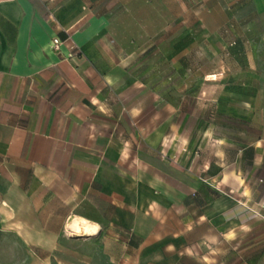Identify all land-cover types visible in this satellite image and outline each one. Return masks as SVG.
<instances>
[{
	"label": "crops",
	"instance_id": "0c3cea01",
	"mask_svg": "<svg viewBox=\"0 0 264 264\" xmlns=\"http://www.w3.org/2000/svg\"><path fill=\"white\" fill-rule=\"evenodd\" d=\"M183 1L198 25L214 12ZM232 1L264 18V0ZM167 15L165 0H0V264H264V137L220 139L200 167L138 77Z\"/></svg>",
	"mask_w": 264,
	"mask_h": 264
},
{
	"label": "rangeland",
	"instance_id": "374dc122",
	"mask_svg": "<svg viewBox=\"0 0 264 264\" xmlns=\"http://www.w3.org/2000/svg\"><path fill=\"white\" fill-rule=\"evenodd\" d=\"M165 2L167 26H160L166 31H152L150 47L138 53V77L150 87L153 101L188 129L186 160L196 152L200 167L208 155L220 163L217 155L224 149L218 140L264 137V94L255 96L264 91V18L239 1L212 0L213 14L197 17L198 25L196 16L180 10L179 0ZM191 2L183 4L195 6ZM257 53L262 56L255 63ZM243 102L248 104L244 118L228 114ZM253 103L261 109L254 111Z\"/></svg>",
	"mask_w": 264,
	"mask_h": 264
},
{
	"label": "built area",
	"instance_id": "2783aa9c",
	"mask_svg": "<svg viewBox=\"0 0 264 264\" xmlns=\"http://www.w3.org/2000/svg\"><path fill=\"white\" fill-rule=\"evenodd\" d=\"M59 39L58 38H54L53 39V41H52V43H53V48L54 49H57L58 48V44H59ZM71 48H73V46L71 47ZM117 264H122V263H117Z\"/></svg>",
	"mask_w": 264,
	"mask_h": 264
}]
</instances>
